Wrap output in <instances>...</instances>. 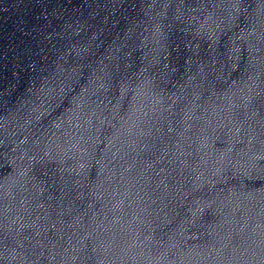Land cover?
<instances>
[{"label": "water", "instance_id": "1", "mask_svg": "<svg viewBox=\"0 0 264 264\" xmlns=\"http://www.w3.org/2000/svg\"><path fill=\"white\" fill-rule=\"evenodd\" d=\"M0 264H264V0H0Z\"/></svg>", "mask_w": 264, "mask_h": 264}]
</instances>
